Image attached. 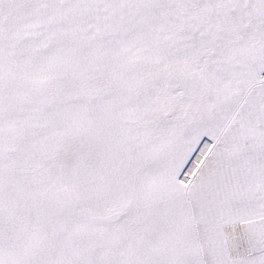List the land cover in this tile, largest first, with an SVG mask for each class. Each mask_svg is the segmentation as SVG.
<instances>
[{"label":"snow or ice","instance_id":"obj_1","mask_svg":"<svg viewBox=\"0 0 264 264\" xmlns=\"http://www.w3.org/2000/svg\"><path fill=\"white\" fill-rule=\"evenodd\" d=\"M0 264H264V0H0Z\"/></svg>","mask_w":264,"mask_h":264}]
</instances>
